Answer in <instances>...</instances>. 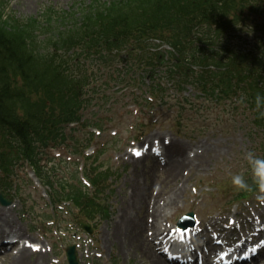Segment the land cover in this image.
<instances>
[{
	"label": "rangeland",
	"instance_id": "obj_1",
	"mask_svg": "<svg viewBox=\"0 0 264 264\" xmlns=\"http://www.w3.org/2000/svg\"><path fill=\"white\" fill-rule=\"evenodd\" d=\"M2 2L5 16L12 14L15 18L25 21L29 17H42L47 8L59 13L74 8L78 13L90 0ZM77 16L80 17L79 14ZM241 20L246 25L247 14ZM261 23L264 26V16ZM240 33L245 41L254 43L255 35L249 30H240ZM39 34L47 33L44 29ZM160 36L163 37L162 34ZM138 40L123 43L119 50H105L103 56L107 58L101 63L96 57L81 58L82 54L78 52L71 56H68L70 52L66 54L73 63L69 64L70 68L82 65L81 74H75L83 77L85 81L83 96L89 103L88 108L81 114L86 127L80 128L77 123L71 129L66 126V145L57 149L43 148L44 154L40 155L38 163L39 172L50 176L52 188L57 191L59 197L65 199L59 198L58 204L51 206L52 190L49 186L40 184L26 162L19 161L14 166V172L8 177L0 171V192L4 193L6 200L12 202L9 205L0 203V218L6 217L9 223L21 229L18 233L8 231L0 235L12 234L21 238L27 245L41 249L46 255L44 264H67L65 251L70 245H76L80 264H139L136 263L138 258L132 254L133 248L127 246L129 250L124 249L113 235L117 222L125 212L124 210L121 213L120 209L123 208V202L130 191L133 175L138 177V186L153 189H149L150 194L146 193V198L157 194L159 200L157 198L156 207H163L164 200L177 185L181 188L178 206L169 213L167 210V225L171 229L189 212H193L200 222L210 219L225 220L227 216L238 218L240 215L257 213L259 205L264 204V192L259 189L249 197L235 201L233 196L237 190L231 182L235 174H243L246 180L250 177L246 173L249 165L245 154L248 151L256 155L264 150V127L259 128L254 124L252 110L232 97L219 105L209 104L201 113L200 119H197L198 115H195L192 109L184 111L180 117L177 106L171 107V102L160 104L148 88L151 84L149 69L152 68L147 64V60L153 58L156 63L159 61V54H164L165 59H169V44L163 38L153 43L159 48L158 51L146 48L145 52L142 46L144 40ZM169 63H173V60H169ZM169 66L156 64L155 69L165 76L168 73L165 68ZM178 69L183 71L182 67ZM192 70L199 69L193 67ZM162 81L167 88L171 87L170 82ZM168 93L178 98L172 90L169 89ZM183 96L195 98V87L187 86ZM99 125L101 127H97ZM159 135L164 136L169 144L172 143L176 147L174 150L184 147L188 156L197 155L195 163L200 164L199 167L191 173L186 168L181 172L179 179L174 176L167 180L159 166L152 167L150 158L146 161L139 160L135 168L130 159L129 147L136 141L141 144ZM86 142H90L89 149L86 153H80V146ZM99 148L104 149V152L97 155V158L83 157ZM89 170L109 176L106 177L108 182L103 193L97 192V196L98 201L109 206L110 212L106 219L99 220L92 235H87L75 221L82 205L66 200L68 195H74V187L91 196V188L82 175V172ZM1 178L5 179L4 183ZM227 182L230 184L228 188L217 190L216 184ZM248 184L254 186L252 182ZM227 201L235 202L229 205ZM142 210L144 208L137 203L135 209L129 211L132 215H128L139 221ZM3 215L5 217H1ZM31 250L34 251V248ZM15 252L16 250H12L5 256L3 252L0 253V264H10V258ZM154 252L157 254L155 249ZM36 256L37 254L30 259L35 262ZM258 264H264V256Z\"/></svg>",
	"mask_w": 264,
	"mask_h": 264
},
{
	"label": "trees",
	"instance_id": "obj_2",
	"mask_svg": "<svg viewBox=\"0 0 264 264\" xmlns=\"http://www.w3.org/2000/svg\"><path fill=\"white\" fill-rule=\"evenodd\" d=\"M1 2L0 170L8 177L19 160L29 162L38 179L52 190L51 201L56 204L65 198L56 194L50 176L39 172L38 156L43 155L45 147L66 144L68 134L64 125L79 120L77 113L84 106L80 96L84 94L85 82L83 77L73 74V69L69 71L64 54L58 52L59 44L69 51L77 47L87 48L89 56L90 50L95 49L100 57L104 49L109 52L121 49L136 35L140 36L138 38H160L162 34L182 58L191 50V39L200 34L202 40L206 39L208 50L197 48L198 65L205 68L204 61L209 56L212 63H217L218 67L227 66L229 70L226 73L204 71L206 76L199 74L195 80L207 94H214L218 89L226 92L237 87V83L231 82L232 76L228 75L240 63H227L219 55L223 47L221 35L226 31L223 27L240 18L253 0H90L78 13L74 8L60 13L47 8L42 17H29L25 21L12 14L5 16ZM204 27L210 31L207 36L201 32ZM44 29H52L48 37L39 34ZM166 34L169 36L165 37ZM42 36L45 39H41ZM40 43L49 49L40 52ZM194 55L195 52L189 57ZM215 57L217 62H213ZM77 69L79 71L80 67ZM239 69L244 72L242 66ZM81 71L82 68L78 74ZM247 71L248 74L237 78L238 83H245L254 70L247 68ZM249 86L246 93L255 105L257 94L264 97V91L257 88V80ZM106 177L105 174H95L91 178L94 186L91 196L74 187V195L66 197L67 201L82 205L81 218L93 226V221L105 218L109 213L107 205L98 201L97 196L103 193L102 184Z\"/></svg>",
	"mask_w": 264,
	"mask_h": 264
},
{
	"label": "bare ground",
	"instance_id": "obj_3",
	"mask_svg": "<svg viewBox=\"0 0 264 264\" xmlns=\"http://www.w3.org/2000/svg\"><path fill=\"white\" fill-rule=\"evenodd\" d=\"M157 138L164 140V137L161 135L157 136ZM174 147L175 146L172 145V143L169 145L162 143V149L164 153L167 154L168 162L159 163V169L164 172L166 180L174 176L179 179L183 170L187 168L189 173H191L200 165L195 163L197 155L190 157L187 155L184 147H179L176 150H174ZM131 159L133 166L136 168L140 159L134 160L133 157H131ZM144 160H147V158L145 157ZM153 165L156 164L153 162L152 167ZM133 177L134 178L130 181V191L123 202V208L120 209L121 213L124 210L125 212L124 214L122 213L123 216H121V220L117 222L116 229L113 231V235L117 237L124 249L129 250L128 247L133 248L134 251H132V254L135 255L136 259L138 258L136 263L167 264L166 260H164L155 252L153 253V249H155L154 238L158 235L166 234L169 230V225H167V210L169 213L170 210L178 206L180 193L182 190L181 188H178L177 185L172 190L171 194L164 200L163 207H156L159 200L157 194H151L149 198H146V193L147 195L150 194L149 189L152 191L153 189L148 188L147 186H138V177L136 175H133ZM151 200H153V203H151ZM137 203H139L144 208V210L141 212L139 221L132 217V214L129 212L135 209ZM1 217H5V215ZM8 231L9 233H18L21 231V229H17L16 226L9 223L5 217V219H1L0 222V233L2 234ZM32 248H34V251L31 250ZM5 254L7 253L3 252V256H5ZM36 254L37 256L34 260L35 262H33L30 258ZM10 259L12 261L10 264H44L46 255L42 253L41 249L24 244L17 250V252H15V255L11 256Z\"/></svg>",
	"mask_w": 264,
	"mask_h": 264
},
{
	"label": "clouds",
	"instance_id": "obj_4",
	"mask_svg": "<svg viewBox=\"0 0 264 264\" xmlns=\"http://www.w3.org/2000/svg\"><path fill=\"white\" fill-rule=\"evenodd\" d=\"M255 104L259 117L264 118V111L261 110L264 108V97L257 94ZM245 159L250 167L253 182L261 192H264V158H259L252 151H248L245 154ZM231 182L236 190H248L249 188V184L243 174L233 175Z\"/></svg>",
	"mask_w": 264,
	"mask_h": 264
},
{
	"label": "water",
	"instance_id": "obj_5",
	"mask_svg": "<svg viewBox=\"0 0 264 264\" xmlns=\"http://www.w3.org/2000/svg\"><path fill=\"white\" fill-rule=\"evenodd\" d=\"M2 201V200H1ZM10 202H5L3 201V204H8ZM82 225L84 226V228L86 230H88V232H91V228L88 227L86 224L82 223ZM66 258L69 264H77L76 261V255H75V246H69L66 250Z\"/></svg>",
	"mask_w": 264,
	"mask_h": 264
}]
</instances>
